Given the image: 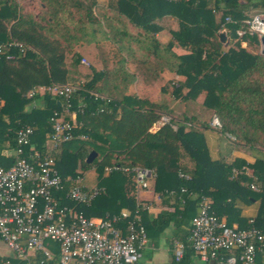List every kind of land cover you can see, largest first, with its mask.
I'll return each instance as SVG.
<instances>
[{
    "label": "trees",
    "instance_id": "trees-1",
    "mask_svg": "<svg viewBox=\"0 0 264 264\" xmlns=\"http://www.w3.org/2000/svg\"><path fill=\"white\" fill-rule=\"evenodd\" d=\"M31 7L26 9L24 0H0V43L16 41L26 47L21 52L5 45L0 57V151L16 148L17 130L28 125L41 133L35 148L54 158L62 177H83L89 188L86 175L95 170L98 181L93 185L99 192L91 204L66 202L87 216L119 214L123 208L133 212L132 173L105 168L143 167L153 171L154 190L162 198L157 216L141 212L142 223L154 232L185 224L187 206L202 197L211 199L210 208L219 216L223 204L230 207L242 195L262 202L246 228L264 230V161L250 164L249 175L241 171L243 158L212 160L202 135L213 128L215 114L221 128L214 129L233 135L238 148L264 152V55L257 34L236 32L246 19L264 13V0H36ZM226 16L232 21L226 22ZM168 18L175 19L177 28L165 22ZM163 28L170 34L166 41L154 34ZM91 43L96 50L84 68L76 47ZM127 59L138 64L136 69H126ZM142 69L144 74L170 73L158 99L138 95L130 84ZM56 83L79 87L71 99L76 127L71 139L47 150L50 116L61 109V98L47 91ZM197 97L202 101L187 100ZM155 124L158 128L151 131ZM181 149L194 159L192 169L180 166ZM92 152L95 157L88 163ZM233 168L241 172L233 176ZM253 180L258 192L250 188ZM176 232H182L177 237L187 244L189 230ZM193 262L188 246L178 263Z\"/></svg>",
    "mask_w": 264,
    "mask_h": 264
},
{
    "label": "built area",
    "instance_id": "built-area-1",
    "mask_svg": "<svg viewBox=\"0 0 264 264\" xmlns=\"http://www.w3.org/2000/svg\"><path fill=\"white\" fill-rule=\"evenodd\" d=\"M225 21L232 20L226 16ZM245 24L236 31L239 36L245 33L264 36V14L253 15ZM5 45L17 46L21 52L26 49L16 41L0 43V57ZM78 88L70 83H56L48 86L47 91L62 98V108L69 111ZM34 94L35 89L28 97ZM49 120L52 148L72 138L74 122L66 120L58 111ZM210 125L221 128L217 115L212 116ZM33 135L31 126H21L16 134L17 147L11 149L14 161L8 167L0 162V240L12 254L0 258V264H139V248L147 242L139 212L148 206L139 204L134 213L123 211L104 218L87 217L75 210L66 202L89 204L98 194V188L87 189L80 176L62 177L54 158L33 147ZM228 136L234 139L233 135ZM105 170L131 172L138 189L146 188L154 176L151 169L143 167L109 166ZM241 171L251 175L248 165ZM241 171L233 168V176ZM179 176L191 178L183 173ZM254 180L250 188L258 192L260 187ZM185 191L182 187L181 192ZM198 207L190 222L187 244L174 241L172 252L177 262L188 246L206 264H258L259 256L264 258V230L253 225L244 229L227 225L211 210L210 201L205 197L200 199Z\"/></svg>",
    "mask_w": 264,
    "mask_h": 264
},
{
    "label": "crops",
    "instance_id": "crops-1",
    "mask_svg": "<svg viewBox=\"0 0 264 264\" xmlns=\"http://www.w3.org/2000/svg\"><path fill=\"white\" fill-rule=\"evenodd\" d=\"M18 1L20 2V0ZM167 21H170L172 23V22H175V19L168 18L167 20H165V22ZM160 22L161 21H157V23H160ZM171 25L173 27V24ZM154 34L156 37H158L162 41L168 40L170 36V34L167 32L165 28H163L160 31L155 32ZM94 46H95L94 43H91L89 45L88 44L83 45V46L78 45L76 47V50H80L83 56L88 58L89 61L91 62L92 58L90 57L94 53V50H96ZM108 49H112V48H108ZM114 63H115V60L113 62L110 61L109 64L110 66H112ZM137 65L138 64L134 63L133 61H129L127 59L126 69L132 71L136 69ZM144 70L142 69L143 73L140 76H138V78L135 80L134 83L132 82L130 84H132V86H135V88H137L135 89V92L138 95L142 97L146 96L151 99H158L161 95V88H162L161 86L164 83V81L168 80L169 77H171L170 73L168 71H165V72L161 71L158 75H156L155 72L151 74H148V73L144 74ZM187 100L190 101L189 103H192V102L198 103L202 101V97H197L194 101L193 100L191 101V99H187ZM60 102H61L60 103L61 109L59 112L61 113L62 117L65 118V116H69L70 117L69 119H71V121L75 123L76 113H77L76 108L75 109L72 108L69 111H65L62 108V103H63L62 98L60 99ZM78 102H80V99L78 100ZM29 104L31 105V107L29 108L27 106L28 110L33 108L32 106H34L32 105L33 101L30 102ZM42 105H43L42 102H40L38 106H42ZM157 128H158V124H155L151 128V131H155ZM50 133L45 134L46 139ZM202 135H203V139H204V142L207 148L208 155L212 160H222L226 162H231L236 158H243L246 160V165H248L250 171H252V169L250 168V164H252L256 159H262L264 161V152H260V151H252L250 153L244 152V150L238 148L235 145V143L228 136V134L226 135L221 134L214 128H206L202 130ZM38 136H41V133L34 132V135L31 138V144L33 145L34 148L36 145L38 146V142H37ZM50 146H51L50 142L48 141L46 149L47 148L49 149ZM35 149L39 150L37 148ZM13 160H14V155L11 149H6V147L1 149L0 162L3 165H10L13 162ZM180 166L184 168H191V169L195 166L194 159L188 154V152L185 149L180 150ZM96 175H97L96 171L93 170V171H89L86 177H89V182L92 180L94 182L93 184H95L98 181L96 178ZM218 182L220 184H223V179L222 178L218 179ZM81 183L84 186H86L87 189L96 187L95 185L92 184V186L88 188L86 183L84 182V178L82 179ZM154 184H155V180L152 178L148 181L146 188L138 189L137 187H131L130 194L136 200V203H137L136 208L139 207V204L148 206V208L141 209L139 212L141 222H142V213H141L142 211H145L148 216L155 217L163 209V205L161 203L162 198L155 192ZM168 192L170 193V195L175 194L174 189H171ZM207 199L211 202L210 198H207ZM229 200L230 199L228 197V201ZM182 203L185 204L183 200H182ZM90 204L91 203L85 204V205H90ZM261 204H262L261 201L255 200V199L248 200L244 195L240 197L236 196L234 198V203L232 206L227 207L225 204H223L225 210L221 215H219V217L222 219V221H224L229 226L236 227L239 229H244L247 226V220L255 217L258 214ZM73 207L75 210H77L75 206ZM198 208H199L198 204H194V205L191 204L187 206L188 216L184 222L185 224L181 225L180 227L176 226L175 224H170L168 228H166L164 231L160 233L154 232L149 226H145L142 223L145 229L147 227V230H146L147 242L145 245L139 248V254H140L139 264H179L174 259L173 252H172L174 241H177V240L181 241L179 240L177 236H180L182 232L178 233L176 232V230H182L184 233L187 232L190 227L191 219L197 213ZM185 209L186 208H184V210ZM123 211H129L130 213H134L135 210L132 212L131 210H125V208H123L121 209L119 214ZM79 212H82V211H79ZM119 214L110 215L109 213H106L105 216H98V215L97 216H87L85 214L84 215L87 217H92V218H104V217H108V216L111 217L113 215H119ZM147 215H145V217ZM146 225H148V223H146ZM11 255H12L11 252L9 253L7 252L4 255H1L0 253V258L11 257ZM193 258H194L193 264H206L200 261L195 256L194 253H193ZM260 261H264V258L262 256H259L258 258V263Z\"/></svg>",
    "mask_w": 264,
    "mask_h": 264
},
{
    "label": "rangeland",
    "instance_id": "rangeland-1",
    "mask_svg": "<svg viewBox=\"0 0 264 264\" xmlns=\"http://www.w3.org/2000/svg\"><path fill=\"white\" fill-rule=\"evenodd\" d=\"M35 1L36 0H24V7L26 8V9H29V8H32L31 6H32V3H35ZM110 1H112V0H110ZM20 2H21V0H20ZM31 3V4H30ZM28 4H30V5H28ZM261 14V13H260ZM262 14H264L263 12H262ZM171 24H173V28H177V24L178 23H176V22H172ZM224 33V32H223ZM258 35V37L259 36H261V34L260 33H258L257 34ZM260 41V40H259ZM242 46H246V42L245 41H243L242 42ZM259 53H261V44H259ZM85 60V61H84ZM81 62H82V64H84V68L85 67H87V66H89L90 65V61H89V59L88 58H86V57H82V59H81ZM82 83V82H81ZM210 121V120H209ZM78 172H79V169L77 170ZM91 171H93V170H91ZM92 175V174H91ZM94 182L91 180L90 181V185H92ZM76 205V204H75ZM0 253H1V255H4V254H6L7 252L9 253L10 252V250L7 248V246L5 245V243L3 242V241H0Z\"/></svg>",
    "mask_w": 264,
    "mask_h": 264
},
{
    "label": "water",
    "instance_id": "water-1",
    "mask_svg": "<svg viewBox=\"0 0 264 264\" xmlns=\"http://www.w3.org/2000/svg\"><path fill=\"white\" fill-rule=\"evenodd\" d=\"M220 37L223 40V38L225 37V34L221 33ZM260 44H261V54L264 55V36H261ZM94 157H95V152H92L88 155V157L86 158V161L89 163L93 160Z\"/></svg>",
    "mask_w": 264,
    "mask_h": 264
}]
</instances>
